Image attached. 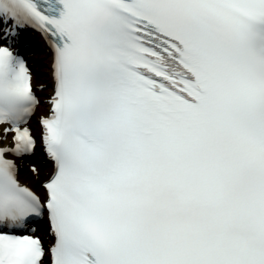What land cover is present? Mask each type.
I'll use <instances>...</instances> for the list:
<instances>
[{
    "label": "snow or ice",
    "instance_id": "6c2138e0",
    "mask_svg": "<svg viewBox=\"0 0 264 264\" xmlns=\"http://www.w3.org/2000/svg\"><path fill=\"white\" fill-rule=\"evenodd\" d=\"M0 264H264V0H0Z\"/></svg>",
    "mask_w": 264,
    "mask_h": 264
},
{
    "label": "bare ground",
    "instance_id": "6f19581e",
    "mask_svg": "<svg viewBox=\"0 0 264 264\" xmlns=\"http://www.w3.org/2000/svg\"><path fill=\"white\" fill-rule=\"evenodd\" d=\"M28 35H29L28 37H30V38H28V39H30L29 44L32 46V48L37 49V52L36 51L33 52V56H35V54H37V53H39L41 51L43 53V56L45 55V59H47V61H48V64L47 65H49V63H50V53H49L48 49L43 44L40 45V42L38 41V38L35 35H31V34H28ZM33 63L34 64H38V61L37 60H34ZM45 75H47L46 78H45ZM45 75L43 77L38 76V75H36V76L33 77L32 84H33V87L35 89L38 90L43 84L44 85H48V84L52 83L51 77H50L49 67H48V70L45 71ZM41 93H42L41 91H37V94H41ZM43 114H42V111H40V109H39L37 111V113H36V117L34 118V120L36 118L39 119V117L41 115H43ZM34 120L32 119L31 122H30V124L33 123ZM32 125H33V127H32L33 128V131L36 134L38 128L34 124H32ZM32 157L37 162H41L42 165L37 164L36 166H38L37 169L40 167L38 170L41 173V178H43L44 174L49 170L50 165L48 164V162L43 157L42 151H40L39 149H36L35 150V152L33 153ZM17 162H18V165H19V168H20L19 174H20L21 180L27 181L30 184L32 181L29 178L31 177L32 174L30 172V169L31 168H28V167H31V166H28L27 167L26 165H28V164H25L24 161L21 160V159H18ZM40 228H42V227H38L37 228L38 231L40 230Z\"/></svg>",
    "mask_w": 264,
    "mask_h": 264
},
{
    "label": "rangeland",
    "instance_id": "374dc122",
    "mask_svg": "<svg viewBox=\"0 0 264 264\" xmlns=\"http://www.w3.org/2000/svg\"><path fill=\"white\" fill-rule=\"evenodd\" d=\"M32 56H33V53L29 54V57H28V59H29L28 63L31 66L32 76L34 77V76L38 75V76L43 77L45 75V71L48 70V65H47L48 61H47V59H45V55L43 56V53L40 51L39 53L35 54V56H33V57ZM34 60H37L38 64H34L33 63ZM46 76L47 75H45V78H46ZM43 86H44L45 90L41 93L42 98L46 97L49 94V85L43 84ZM43 110H44V107H41L40 111H43ZM32 124L37 125V119H35L34 122L30 124L31 127H33ZM24 163L28 164V165H26L27 167L31 166L28 168H32L33 166H35L37 168L38 167V166H36L37 164L42 165L41 162H37L36 160H34L33 157L24 159ZM32 183H34V181H32L30 184H32Z\"/></svg>",
    "mask_w": 264,
    "mask_h": 264
}]
</instances>
